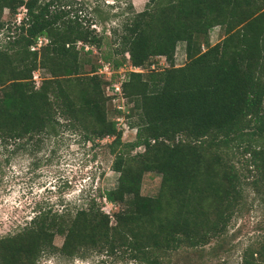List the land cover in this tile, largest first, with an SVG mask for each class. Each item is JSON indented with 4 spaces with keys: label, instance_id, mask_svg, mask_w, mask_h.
Returning <instances> with one entry per match:
<instances>
[{
    "label": "trees",
    "instance_id": "16d2710c",
    "mask_svg": "<svg viewBox=\"0 0 264 264\" xmlns=\"http://www.w3.org/2000/svg\"><path fill=\"white\" fill-rule=\"evenodd\" d=\"M61 3L0 0V30L6 26L0 142L55 128L80 132L92 145L107 138L117 177L99 198L122 208L109 215L89 198L72 211L39 209L21 231L0 239V264H33L42 253L71 260L115 250L139 264H167L179 250L207 245L225 231L241 200L243 174L227 150L242 147L249 185L264 194V0H147L125 17L119 32L112 31L114 48L101 57L113 71L142 69L125 72L120 82L126 124L134 129L125 143L105 117L104 90L115 74L107 82L98 65L85 72L79 58L98 49L102 36L59 9ZM4 10L10 19L18 10L23 15L9 26ZM212 28L219 37L210 45ZM38 37L46 43L31 51ZM178 43L185 62L175 67ZM154 58L167 66L151 69ZM35 72H41L38 85ZM145 173L160 177L155 197L139 194ZM54 236L62 238L60 246L45 250L43 242ZM241 264H264V242L245 249Z\"/></svg>",
    "mask_w": 264,
    "mask_h": 264
},
{
    "label": "rangeland",
    "instance_id": "374dc122",
    "mask_svg": "<svg viewBox=\"0 0 264 264\" xmlns=\"http://www.w3.org/2000/svg\"><path fill=\"white\" fill-rule=\"evenodd\" d=\"M43 1V0H41ZM147 0H61L59 9L69 11V16L77 15L80 22L89 24V29L102 36L98 49L91 48L90 54H79L83 61L82 69L87 72L91 65L103 63L102 55L114 48L112 31L119 32L120 24L131 13L144 8ZM63 3H66L64 5ZM23 11L18 10L15 18L10 19L7 11L2 13V20L9 26L17 24ZM6 23V24H7ZM6 34V26L0 30V43ZM209 44L219 37V30L209 31ZM117 60L118 57H113ZM154 70L167 65L162 58H154ZM183 44L178 43L174 51V66L183 65ZM111 66V65H110ZM101 69V68H99ZM108 69L109 76L100 73L102 79L115 80L124 78L127 68ZM46 72V71H45ZM103 72V71H102ZM33 73L38 85L39 74ZM99 74V73H98ZM113 105L105 103V117L114 120ZM124 112L122 120L126 123ZM62 122L61 119H58ZM121 133V142H131L134 130L127 128ZM254 139V138H253ZM109 140L85 142L82 133L67 128H55L53 133L39 134L31 139L0 142V239L12 236L28 225L36 211L50 208L64 211L77 208L89 198L101 207L104 213L111 215L122 208L110 205L99 196L102 192L115 186L117 174L110 166L112 156L106 144ZM138 150V149H137ZM234 168L243 174L241 178V200L236 206L225 231L207 245L187 250H179L168 258L167 264H241L245 249H256L264 242V194L256 193L249 182L242 154V147L227 150ZM245 177V178H244ZM159 175L145 173L142 175L139 194L143 197H155L158 191ZM110 221L113 223L112 219ZM62 238L54 236L50 242H43L46 250L49 245L59 247ZM253 258H258L253 255ZM33 264H139L131 260L126 252L115 250L112 254L86 252L81 257L66 260L57 254L42 253Z\"/></svg>",
    "mask_w": 264,
    "mask_h": 264
},
{
    "label": "built area",
    "instance_id": "2783aa9c",
    "mask_svg": "<svg viewBox=\"0 0 264 264\" xmlns=\"http://www.w3.org/2000/svg\"><path fill=\"white\" fill-rule=\"evenodd\" d=\"M46 40L43 37H38L35 40V44L32 45L29 49L31 51L33 50H37L38 47H40L41 45L45 44ZM79 45V43H77V46ZM88 48L86 46H84V50H87ZM101 68V69H99ZM97 69V73H104V75L109 76L110 73L108 72V69H110L109 65L107 64H101V66ZM122 68H127L126 72H142L141 68H134V67H130L128 65H123L122 67L118 68V69H122ZM151 69H153V65L150 66ZM103 71V72H102ZM113 71V70H111ZM116 71V70H114ZM113 71V72H114ZM124 78H121L120 80H115L114 82H111L109 85H107L105 87V96L109 98V101L111 103H114L115 106L113 105V109L116 111H119L121 114L119 116H117L114 119V122L116 123V127L118 128V130L121 131V133H123L124 131H127L128 126L125 123V121L123 122L122 120V113L124 112V99L122 97L121 94V90H120V82L123 81ZM32 80H35V76H32ZM107 82H110V79L105 78L104 79ZM134 130V129H133ZM107 140V138L103 139L102 141Z\"/></svg>",
    "mask_w": 264,
    "mask_h": 264
},
{
    "label": "crops",
    "instance_id": "0c3cea01",
    "mask_svg": "<svg viewBox=\"0 0 264 264\" xmlns=\"http://www.w3.org/2000/svg\"><path fill=\"white\" fill-rule=\"evenodd\" d=\"M217 40H218V39H217ZM217 40H216V42H217ZM216 42H215V43H216Z\"/></svg>",
    "mask_w": 264,
    "mask_h": 264
}]
</instances>
